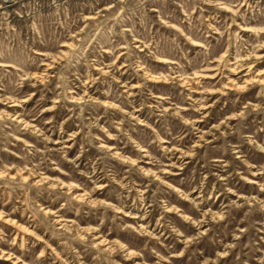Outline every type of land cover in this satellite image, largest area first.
I'll return each mask as SVG.
<instances>
[{"label": "rangeland", "instance_id": "obj_1", "mask_svg": "<svg viewBox=\"0 0 264 264\" xmlns=\"http://www.w3.org/2000/svg\"><path fill=\"white\" fill-rule=\"evenodd\" d=\"M0 6V264H264V0Z\"/></svg>", "mask_w": 264, "mask_h": 264}, {"label": "built area", "instance_id": "obj_2", "mask_svg": "<svg viewBox=\"0 0 264 264\" xmlns=\"http://www.w3.org/2000/svg\"><path fill=\"white\" fill-rule=\"evenodd\" d=\"M2 3H3V6L5 8H9V7L13 6L16 3V0H2Z\"/></svg>", "mask_w": 264, "mask_h": 264}]
</instances>
